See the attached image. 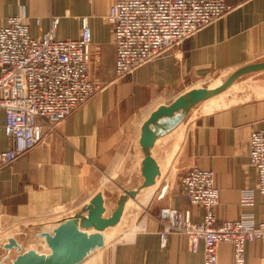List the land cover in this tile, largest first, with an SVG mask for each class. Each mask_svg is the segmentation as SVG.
<instances>
[{
  "label": "crops",
  "instance_id": "obj_1",
  "mask_svg": "<svg viewBox=\"0 0 264 264\" xmlns=\"http://www.w3.org/2000/svg\"><path fill=\"white\" fill-rule=\"evenodd\" d=\"M113 1L0 0V26L10 16H24L33 36L57 17L56 36L76 38L87 17L90 67L102 74L101 88L92 97L35 147L0 167V259L8 252L3 247L8 237L19 242L15 233L20 227L36 234L44 226L51 225L45 228L50 230L97 192L104 200L103 215L109 216L120 192L143 181L139 135L151 111L195 87L197 79L264 57V0H226L234 8L224 16L116 77V47L106 19ZM212 98L195 104L176 127L155 140L151 155L160 169L155 182L128 198L119 221L103 230L104 246L79 264H202V242L192 251L181 231L168 233L165 246L159 235L163 205L188 209L193 221L202 218L203 209L188 203L180 189L183 173L193 166L214 171L218 219L237 218L245 209L241 191L252 188L249 209L256 222H264V195L254 188L257 175L248 157L251 131L264 127V96L230 104ZM7 147L0 111V151ZM218 262L232 263L229 243L218 245ZM245 264H264V238L246 244Z\"/></svg>",
  "mask_w": 264,
  "mask_h": 264
},
{
  "label": "built area",
  "instance_id": "obj_2",
  "mask_svg": "<svg viewBox=\"0 0 264 264\" xmlns=\"http://www.w3.org/2000/svg\"><path fill=\"white\" fill-rule=\"evenodd\" d=\"M234 8L226 0H114L107 12L116 47L115 75L130 74ZM58 18L33 36L24 16L7 18L0 26V111L8 147L0 151V167L37 145L72 111L92 97L101 85L91 75V29L82 19L76 38L56 36ZM249 163L257 175L255 190L264 195V127L248 138ZM188 203L203 209L193 221L188 209L163 205L158 221L161 245L168 233L186 234L190 249L203 243V263L219 264L218 245L229 243L232 263L245 264L246 244L264 238V222L249 208L254 189L241 191L244 210L237 218L218 219V188L214 171L191 167L180 181Z\"/></svg>",
  "mask_w": 264,
  "mask_h": 264
},
{
  "label": "water",
  "instance_id": "obj_3",
  "mask_svg": "<svg viewBox=\"0 0 264 264\" xmlns=\"http://www.w3.org/2000/svg\"><path fill=\"white\" fill-rule=\"evenodd\" d=\"M262 69L264 60L246 63L230 72L215 87H193L180 93L171 102L158 105L140 127L139 144L143 154L141 185L123 189L109 216L103 215L104 200L101 192H97L72 216L59 220L51 230L38 232L37 234L44 239L48 252H41L35 248L24 250L15 237H8L3 244L8 252L5 258L0 259V264H79L94 249L103 247L105 243L103 230L119 221L128 198H133L140 188L153 184L160 172L157 161L151 155L155 140L176 127L198 102L221 93L240 76ZM12 249L16 250V254L7 262L6 259L9 258Z\"/></svg>",
  "mask_w": 264,
  "mask_h": 264
},
{
  "label": "rangeland",
  "instance_id": "obj_4",
  "mask_svg": "<svg viewBox=\"0 0 264 264\" xmlns=\"http://www.w3.org/2000/svg\"><path fill=\"white\" fill-rule=\"evenodd\" d=\"M261 60H264V57L256 61H261ZM90 70H91V75L93 79L97 81L98 83H100L101 85L102 74L99 73L98 69H94V70L90 69ZM229 74L230 72L229 73L220 72V73H215L213 75H210L208 77L197 79V82L194 83V86L195 87H200V86L212 87L218 82L221 83ZM258 95L264 96V69L256 71V72L247 73V74L240 76L227 89L222 91L220 94L213 96L214 98H212V101H221L223 103L229 102L228 104H230L232 102L245 100L250 97L258 96ZM202 104H205V102L203 103L199 102L198 105H202ZM50 226H47V227L44 226L43 229L45 230V228H49ZM15 235L17 236L19 243L21 244L24 250L28 248H35V249L37 248L36 250L39 249L38 251H41V252L49 251L48 247L45 246V243H44V246H41L44 239L42 238L41 240L40 238H38L39 236H37V234L35 233V230H29L28 228L20 227L19 231H17ZM15 254H16V250H15V253H10L9 258H7L6 261L9 262V259L13 257ZM4 256L2 258H5Z\"/></svg>",
  "mask_w": 264,
  "mask_h": 264
}]
</instances>
